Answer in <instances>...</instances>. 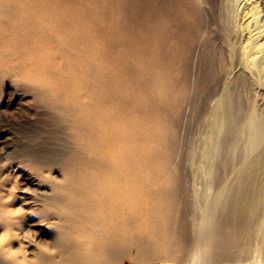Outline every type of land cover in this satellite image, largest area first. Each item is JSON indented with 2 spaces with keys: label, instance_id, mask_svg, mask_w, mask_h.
<instances>
[{
  "label": "bare ground",
  "instance_id": "obj_1",
  "mask_svg": "<svg viewBox=\"0 0 264 264\" xmlns=\"http://www.w3.org/2000/svg\"><path fill=\"white\" fill-rule=\"evenodd\" d=\"M251 80L264 85V0H0V89L24 85L47 112L43 127L12 131L5 156L27 162L28 188L0 180V233H38L56 252L5 247L24 243L36 264H264L241 241L264 174V122L244 110ZM200 127L226 158L218 175L235 144L239 168L184 254ZM0 264L13 262L0 251Z\"/></svg>",
  "mask_w": 264,
  "mask_h": 264
},
{
  "label": "rangeland",
  "instance_id": "obj_2",
  "mask_svg": "<svg viewBox=\"0 0 264 264\" xmlns=\"http://www.w3.org/2000/svg\"><path fill=\"white\" fill-rule=\"evenodd\" d=\"M234 35L235 34H232V36ZM248 90L249 92H247L244 96V110L245 112H249L250 110L254 109L256 114H258V116L264 122V85H262L260 82L257 83V81L251 80L249 81ZM33 101L34 100L30 91L24 85H17L16 83H14V81H9L0 89V180L4 182V188L13 186L15 187L17 193H20L23 188H28V186H26L24 182H22V178H20V169H24L23 167H25L24 165H26L27 162L22 161V159L20 158L13 157V155L11 154V150L13 148L12 131H14V129L18 126L26 129H33L34 126L35 129L38 127L41 128L43 127V122L47 119V112L45 111V109H39L38 107L35 108ZM28 104H30L31 106H26ZM24 125L28 126L25 127ZM4 137L7 140H4ZM205 138L206 133L204 129L200 127L191 148L192 162L190 170L188 171L191 177L190 180L192 184L193 196H188L187 199L189 201L186 200L185 203H182V205H180V208H183L184 210L183 211L181 209L180 216H182L185 220L181 237V246L184 249V254H191L193 252L191 235L193 234L195 227L198 224L204 205L211 200L215 191L222 189V185L224 183H226L227 185H231L234 182L239 168L236 154L239 155L238 150L240 148L238 147L240 146V144L239 146L235 144L230 148L231 154L232 152L234 153V159L230 164L228 172H225L224 175H218V172L216 171V164L217 162H222L224 164V162H226V158L221 156L220 160L218 161L219 149L217 147L212 148L211 144H202ZM3 148L5 151L3 150ZM6 151L11 153L5 156ZM251 157L252 154H249L247 159L250 160ZM18 161H20L22 164L17 166V163H19ZM53 174L57 178L59 177L58 173L53 172L52 176ZM261 182L262 187L257 195L255 202L252 204L249 231L245 234V236H243L241 241L251 242V250H253L254 247H257L260 254L264 256V174L262 176ZM234 195H236L234 191H231L226 194V198H231ZM191 199L194 201V203L192 202V205ZM195 252L199 253V250Z\"/></svg>",
  "mask_w": 264,
  "mask_h": 264
},
{
  "label": "clouds",
  "instance_id": "obj_3",
  "mask_svg": "<svg viewBox=\"0 0 264 264\" xmlns=\"http://www.w3.org/2000/svg\"><path fill=\"white\" fill-rule=\"evenodd\" d=\"M28 191V189H25ZM11 199V198H9ZM23 214V209L18 207L15 211L9 212L11 217H18ZM38 233H34L32 231H26L21 237L19 233L11 232L10 230H5L3 233H0V251L3 252L5 258L13 262V264H36L34 259H29V252L26 250V245L24 243H20L19 247L16 249H12L10 247H5V245L9 244V241L13 238L16 241L24 240L29 241L31 244L35 245L41 252L46 253L48 255H53L56 252V249L50 248L47 244L41 245L36 241V235Z\"/></svg>",
  "mask_w": 264,
  "mask_h": 264
}]
</instances>
